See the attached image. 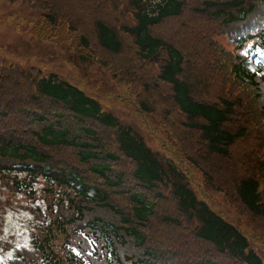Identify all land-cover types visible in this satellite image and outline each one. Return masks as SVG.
<instances>
[{"label":"trees","instance_id":"1","mask_svg":"<svg viewBox=\"0 0 264 264\" xmlns=\"http://www.w3.org/2000/svg\"><path fill=\"white\" fill-rule=\"evenodd\" d=\"M0 2L41 10L21 34L69 51L77 71L109 67L128 94L120 99L144 125L159 118L176 142H195L197 154L168 158L97 95L57 72L0 60V180L31 194L46 184V208L32 209L33 247L12 264H264V240L256 247L255 234L199 198L185 167L200 166L199 152L229 158L246 172L235 181L239 202L264 218V78L239 53L264 48V0ZM190 11L235 39L238 53L200 30L185 31L180 42L159 33ZM222 75L226 92L214 84ZM241 108L245 124L236 129L228 122ZM247 124L259 142L244 147L254 131ZM58 148L73 160L55 161ZM164 225L183 229L167 246L157 237Z\"/></svg>","mask_w":264,"mask_h":264},{"label":"rangeland","instance_id":"2","mask_svg":"<svg viewBox=\"0 0 264 264\" xmlns=\"http://www.w3.org/2000/svg\"><path fill=\"white\" fill-rule=\"evenodd\" d=\"M199 1L201 0H191V4H196ZM190 10L192 9L190 8ZM41 13V10L22 2H0L1 61H8L21 69L35 68L39 71L42 70L44 73L57 72L62 78L76 83L90 94L97 95L105 104V107L115 111L124 122L138 127L148 144L156 151H161L168 158L177 159L183 157L182 155L191 154L197 159V154L192 153L195 142L192 140H187L184 144L176 142L175 137L169 130L161 125L159 118L155 116L146 117L147 123L146 125L143 124V120L140 119L139 115H136L126 101L122 100L128 94L121 83L122 80L117 78L109 67L106 69L105 66L96 64L92 65L93 67L90 70L77 71L68 63L71 55L69 51L64 50L62 47L36 41L26 34H21L20 29L28 22L31 24ZM187 30L191 33L193 30H200L209 40L214 39L220 46H226L228 51L233 48L220 29L217 30L219 32L214 33L216 30L211 26L209 20L191 14V11L187 16L164 22L159 28V33L173 41L180 42L182 39L184 40L183 37ZM250 57L249 70L256 71L260 62L264 64V52L262 50L250 53ZM111 64L109 63L108 66ZM225 83L226 80L223 75L216 80L214 79L215 88H221L223 92L228 91L223 87ZM120 97L123 98L120 99ZM237 113L240 118L238 120L232 118L228 123L239 129L238 125L245 124L243 117L245 116V110L241 108L237 110ZM248 128L250 130L252 128L254 131L251 137L246 139L247 141H241L244 147L248 146V142L250 145L251 141L259 142V134L255 127L247 124ZM195 136L200 140L199 135ZM256 143H253V145H256ZM201 153H198L200 166L193 168L187 164L185 166L189 169L191 186L199 198L207 201L214 210L221 213L227 220L239 226L248 234H255L256 238L253 240L256 246L261 238L264 240V218L249 214L239 202L235 190L237 183L235 181L240 178L237 179L238 173H241L240 176L242 177L246 172L242 171L239 166L234 165L229 158L211 153L202 156L204 154ZM52 154L57 162L69 163L74 157L70 150L64 148L52 149ZM23 177L21 176V178ZM36 187L37 191L33 198L25 191H15L8 187L6 182L0 180V264H12L11 261L18 257L20 252L32 247L33 225L36 220L30 208L38 204L44 209L46 208L42 200L45 197L46 184L43 180H40ZM163 218L164 212L161 211L158 220ZM177 229L183 231V229ZM158 230V240L161 243L164 241L166 246L169 242L178 238L174 233L178 230H174L171 226L164 225Z\"/></svg>","mask_w":264,"mask_h":264}]
</instances>
